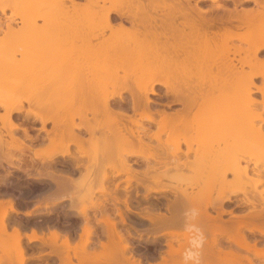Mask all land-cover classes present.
<instances>
[{
    "label": "bare ground",
    "instance_id": "6f19581e",
    "mask_svg": "<svg viewBox=\"0 0 264 264\" xmlns=\"http://www.w3.org/2000/svg\"><path fill=\"white\" fill-rule=\"evenodd\" d=\"M166 1L168 10L158 17L146 7L151 4H153L151 7L154 6L159 0H85L84 2L80 0H0V13L3 15H6L9 9L18 6L29 9L15 13L20 17L19 21L13 18V15L8 16L9 18L6 21L3 20L4 22L0 21V34L3 33L0 37V107L5 110L6 114L3 116L7 117V120L6 117L3 118L6 120L3 122H9L8 126L11 130L8 131L11 132L20 129L22 124L18 123L15 114L25 115L24 120L33 115L41 122V130L47 132V138L55 145L53 150L51 145L52 151L45 155L40 151L41 149H37L33 157L39 156L41 159L40 156L43 154L44 160L41 163L37 161L36 164L30 155V158H25L24 147H32L26 143V140L30 139L33 142L38 138L32 137L29 129L25 127V138L15 137L9 133L10 141L2 138V134L0 135V153H5L3 157L8 158L9 165L20 170L27 171L28 167L34 166L36 170L43 168L44 171L39 170L34 175L35 178H49L55 183L54 192L49 194L50 190H45L47 195L44 192L45 207H55L62 200H60L61 194L72 189L70 187L73 185L77 186L78 183L69 173L54 171L52 166L59 155L63 158H72L73 164L77 167L86 164L82 163L80 155L70 151L72 144L84 146L85 140L80 134V130L84 129L93 135L91 138L94 139V143L98 140L95 147L93 146L96 152L98 151L96 148L102 149L97 152L102 154L101 157H98L96 152L90 155L85 151L88 149L84 150L86 157H90L89 159H92L96 166L100 164L105 166V160H108V156L111 157L116 151L113 162L116 161V164L118 162L120 169L116 170L115 174H111L102 167L101 170H96L97 172L94 170L97 173L95 178H98L101 184L98 190L105 192L104 196H113L120 202L119 184L109 188L104 185L105 180H114L121 172L131 174L133 164L145 166L141 172L143 178H136L137 184L142 185L144 192L140 191L137 185L138 187L133 188L131 196L136 198L142 196L150 203V206L145 208V214L141 213L151 222L147 234L152 235L153 241L156 242L161 236L164 237L167 248L157 251L159 254L157 258L153 254L155 250H152L153 256L146 253L149 255L147 264H190L182 261L181 250L186 243H189L188 239L194 238L189 233L193 225L195 231L200 233L199 237L197 236L199 238L197 242L194 240L193 243L201 246L209 264H256L257 259L260 261L258 264H264V245L259 246V242L264 239V186L259 189V185H264V107L260 108V112L255 115L251 108L256 109L259 102L264 104V82L262 85H256L254 81L256 76H262L264 79V71L250 74L246 79H242L243 76L239 74L247 61L242 58L237 59V55L240 56L243 50L240 46H232L228 49L233 58L229 56V53L223 60H220L221 56H218L219 61L209 56L212 53L215 54L213 56H216V53L218 55L220 41L229 39L226 38L228 36L231 40L241 38L248 42L247 51L253 59L259 58L264 52V0ZM248 2H253L258 7L239 9V6ZM80 11L87 19V26L75 25L77 22L74 21H77L75 19L77 17L73 16L75 14L73 12L79 14ZM71 17L75 20L72 21ZM18 23L19 26H17ZM90 23L100 25L99 29L95 30ZM243 29L244 33L237 32ZM40 36L41 39H38ZM78 54L85 55L87 58L84 74L73 73L78 69L76 63ZM258 65L264 66V59H260ZM63 67L70 72L73 70L66 75H60V71L58 74L56 70H63ZM214 70L217 72L213 74ZM49 72L54 79L50 77V73L45 79L46 83L42 82L46 85L41 86L39 77L42 75L46 77ZM202 72H205V75ZM208 73L213 76L209 78ZM223 74L228 75L229 78L225 86L232 85L231 83L234 82V79H230L232 76L239 77L237 83L240 86L234 88L233 92H227V87L218 88L219 77ZM33 77L39 80L37 81L39 84H34L39 88L35 93H30L27 92L26 86L36 82ZM205 78L210 80L205 81ZM51 84L54 85L53 89ZM158 86L165 89V98L168 102L181 103V108L155 110L151 102L154 101L152 95L158 93ZM48 87L53 92L50 90L49 93ZM39 89L47 90L49 96L45 93L41 94L42 90ZM125 93L130 95L129 98L125 96ZM258 93L262 95L261 101L254 97V94ZM42 96H48L49 99ZM42 100L44 106L51 105L50 103L57 105V102H61L57 105L58 113L51 117L41 115L44 114V112L39 113L40 108L44 107L41 104ZM25 101L32 105L25 108ZM225 101L227 104H224ZM76 102L80 103V107L75 106ZM243 105H246L251 113L248 117L236 109L243 108ZM124 106H129L132 113L124 109ZM168 107L171 109V105ZM73 108L74 110L71 111L70 109ZM60 109L66 110L65 113ZM44 110L41 109V112ZM89 113H92L94 117L103 115L106 122L104 123L105 120L99 122L96 119L97 123L91 124L88 120ZM61 115H64L66 120L59 119ZM157 115H160L161 119H157ZM255 116L261 120L258 126ZM76 117L83 119V122L75 123ZM50 120L54 121L56 128L63 129L61 136H58L55 130L54 132L47 130L46 124ZM59 120H63V123ZM99 123H103L105 130ZM153 124L160 125L157 131L152 130ZM114 125L116 128H113ZM98 130L102 131H100L102 134L100 137L96 134ZM162 133H167V136L163 138ZM95 135L99 139H96ZM92 139L89 140L93 145ZM153 141L157 143L154 145ZM80 148L83 152V147ZM15 149L20 150L19 156L13 153ZM259 150L263 153L261 154ZM15 159L19 161L18 165H14ZM38 163L42 164L41 167ZM170 165L183 169L201 167L204 171L211 169L209 170L211 173L215 170L212 174L215 177L205 172L201 176L209 177L208 180L215 178L214 183H218L219 186L212 187L211 192L214 193L216 190V197L214 199L212 197L213 200H199L196 194L188 191L186 187L161 184V178L166 175H163L164 171H159V168L171 167ZM10 170H6L7 176L11 173ZM26 171L25 175L27 174L28 178L34 176L33 173H29V170ZM89 171L88 173L93 172ZM250 171L253 172V178L248 175ZM137 174L140 172L135 171L134 176ZM228 174H232L233 178L228 179ZM88 175V180H85V176L83 178L90 182L92 175ZM247 177L251 179L248 180L249 182L244 180ZM131 180L132 178L128 177L127 182ZM240 183H245L247 186ZM127 192L124 202L127 208H130L129 192ZM152 193L158 195L152 196ZM88 194L86 197L89 196ZM240 194L243 197H238ZM233 201H236V208L251 206L252 209L249 213L236 215L233 209H225V204ZM255 203H261L263 207L258 209ZM14 204L9 199H0V229L2 231H0L2 235L0 239H5V242L11 240L10 243L13 242L14 246L10 245L13 246L10 249L16 247L17 250L8 252L9 246L3 249L2 247L5 246L1 245L3 241L0 242V250L8 254V257L9 253L13 252L12 254L17 258L16 264H26L28 259L26 248L22 243L24 237L30 242L37 241L52 246L49 254L55 255L60 264H75L70 250L74 251L79 264L119 262V256H124L130 246L127 237L117 230V222L102 215L98 221L109 225L106 231L108 241H100V251L98 248L94 250L87 248L94 228L90 225V217L86 209L95 208L104 211L103 202L93 201L90 205L82 204L79 208V212L85 216L86 220L85 239L73 245L71 236L55 228L56 226H53L54 228L52 227L46 236L44 232L39 233L34 227L31 233H26L23 232L21 223L15 221L16 223L11 224L8 218L10 211L20 213ZM40 205H36V208ZM159 205L164 206L166 212L158 208ZM75 207L74 203L73 208ZM225 213H230L232 218L224 219ZM31 214V211L26 212L28 216ZM120 215L122 222H125L121 210ZM136 231L141 232L137 229ZM248 232L263 236L251 239ZM142 236L141 233L137 234L139 239ZM180 236L187 242H180ZM151 237L148 236V240ZM224 241L234 242L237 249L221 247ZM243 250L247 253L244 254ZM132 253L131 257L127 258L130 264L144 263L143 256L141 259L136 257L137 252ZM251 253L256 260L254 256H250ZM0 258L3 260L4 254ZM152 260L157 262L152 263ZM7 261L9 264H14L8 258Z\"/></svg>",
    "mask_w": 264,
    "mask_h": 264
},
{
    "label": "rangeland",
    "instance_id": "374dc122",
    "mask_svg": "<svg viewBox=\"0 0 264 264\" xmlns=\"http://www.w3.org/2000/svg\"><path fill=\"white\" fill-rule=\"evenodd\" d=\"M80 1L84 2L85 0H80ZM156 1H158V0H156ZM166 2H167L166 0H159V2H157V3L155 2L156 4L154 6H152L155 11L151 7V5H153V4L148 5L146 7V9L148 8L152 13H154L153 15L160 17L161 15H163L168 10V8H167L168 7V5H167L168 3H166ZM202 5L205 6V4H202ZM229 5L231 6L232 4H229ZM243 7H245L246 9L247 8L250 9V8H257L258 6L255 5L253 2H248V3H245L244 5L239 6V9H242ZM28 10H29L28 8L23 7V6H18L16 8L9 9L7 11L6 15H3V14L0 13V19H1L0 21L1 22H4V21H6L12 15H13V18L15 17L16 20L19 21L20 20V17L18 15H15V13L18 14L19 12L28 11ZM73 14H74L73 16L77 17V18H75L77 21H74L75 19L73 17H71L72 18V21L77 22V24L75 23L76 26L78 25L79 27H82V25H84V24L86 26L88 25L87 19L85 18L84 14H82L81 11L79 12V14H77V12H73ZM40 23H42V21H40ZM90 25L95 30H98L99 29V26H100V25L98 26L96 23H90ZM17 26H19V23L17 24ZM235 31H236V29H235ZM244 31H245L244 29L243 30H237V32H240V33H242V32L244 33ZM0 35H1L0 37H2L3 36V33L0 34ZM226 38H229V39L221 40L220 43H219V46H218V49H217L218 55H217L216 51H215L216 56H213V55H215L213 53H212V55H209V56H212V59L215 58V60L218 59L217 61H219V59L221 58L220 60H223V59L227 58L226 56H228V53H229V50L228 49L229 48L231 49L232 46H240V47L243 48V50L239 54L240 56L237 55V59L239 60V59L242 58L245 61H247V63L244 65L243 69L240 71V74H239V75L243 76L242 79L243 78L246 79L250 74L264 71V66L258 65L259 60L260 59H264V52L260 54V56H259V58L257 60L256 59H253L252 55L247 51V48L249 46L248 42H246L245 40H243L241 38H235L233 40H231L230 37H228V36H226ZM38 39H41V36ZM218 56H221V57L220 58H217ZM229 56L232 57V58L234 57V56H232V53H229ZM86 60H87V58L85 57V55H82V54L79 55L77 57V60H76V63L78 65V67H77L78 69L77 70H74L73 73L75 72V74H80V73H83L84 74ZM238 65H240V64L238 63ZM65 69H66V67L65 68L63 67V70H65ZM63 70H56V71L58 72V74H59V71H60V75H66V73L68 74L70 72L69 70L68 71L67 70L63 71ZM72 70H71V72H72ZM216 72H217V70L215 72H212V73L214 74ZM50 73L51 72H49L48 75L46 74V77L44 75H42V77H39L40 78V81L36 79V77H38V76H36L35 78L33 77L34 79H36V82H33V85L26 86L27 92H30V93L34 92L35 93V91H38V88L39 87L35 86L34 84H37L38 83L37 81H39L40 84H42V82L45 81V79L47 78V76L50 75ZM52 73H53V71H52ZM52 73H51L50 77L54 75V73H53V75H52ZM212 73H210V74H212ZM207 75L209 76V78L211 76H213V75H209V73ZM202 77L204 78L205 76H202ZM234 77H236V76H234ZM206 78L204 79L205 81H209L210 80V79L209 80L208 79L206 80ZM52 79H54V77ZM211 79H213V78H211ZM227 79H229L228 78V75L224 76V74H223L222 76H220L219 77V82H220L219 84L220 85L218 84L219 85L218 88H220L222 86L223 89H225L227 87V89H226L227 92H233L234 91V88L236 89V88H238L240 86V85L238 86V83H237V80H239V77L233 78V76H232L230 78V79H234V82L231 83L232 84L231 86H230V84H229V86L228 85L225 86L226 85V82H227ZM254 81H255L256 85H262L263 82H264V79H263L262 76H256L255 79H254ZM49 82L51 83L52 81H49ZM49 82H48V84H49ZM45 83H46V81H45ZM28 84H30V83H28ZM43 85H46V84H42L41 86H43ZM41 86H40V88H41ZM53 86L54 85H52V88L50 86L49 87L51 89H53ZM49 87H48V91L50 93L52 90L49 89ZM240 89H242V87ZM39 90H42V89H39ZM48 91L47 90H42V92L40 91V93L44 95V93L47 94ZM158 91L160 92V94H162V95L164 94L163 97H162V99L163 100H166V98H165V89L162 88L161 86H158ZM47 95L49 96V94H47ZM52 95H53V93H52ZM48 96H44V97H47V99H49ZM125 96L126 97H129L130 95L128 93H125ZM152 97H156V95H153ZM254 97L257 98V99H260V101L262 100V95L259 94V93L258 94H254ZM62 98L64 99L63 96H62ZM44 101H45V99H44ZM60 101H62V100H60ZM67 101H69V100H67ZM48 103H50V102L48 101ZM60 103L57 102L56 104L59 105ZM64 103H66V102H64ZM69 103L70 102H68V104ZM41 104H43V100L41 101ZM41 104H40V107H41ZM50 104L51 105L46 104L45 106L43 104L42 106H44V107L43 108H40L39 113L41 114V113L44 112V114H41V115H44L45 117L46 116L48 117V115H49V117H51V116H54V114L58 113L59 109L57 111V108H59V107L57 105L53 104V103H50ZM79 104L80 103L77 104V102H76L75 106L77 107V106H79ZM224 104H227V101H225ZM30 105H32V103L30 104L28 101H25L24 102L25 108H29ZM64 105L67 106V103L64 104ZM229 105H231V104H229ZM48 106L51 107V108H49ZM81 106H83V105H81ZM181 106H182L181 103H178V104H176L175 107L180 108ZM243 106H244L243 108H240L239 107V108H236V109L239 110V111H241V114L243 113V115H245V117H248L251 113L248 111V107H246V105H243ZM33 107H34V105H33ZM263 107H264V104H262V102H259L257 104V106H256V109H254L253 107H251L253 109L252 112L255 115V114H257V112H260V108H263ZM74 108L73 109H70V110L72 111V110H74ZM41 109L42 110L45 109V110L41 112ZM168 110H172V109H168ZM63 111L65 113L66 110H63ZM74 112H76V110ZM74 112H72V113H74ZM64 113H62V114H64ZM66 113H68V112H66ZM70 113L71 112H69V114ZM4 114H6L4 108L3 107H0V131H1L0 132V135L2 134L1 135V136H3L2 138H5V139L7 138V140H10L11 141L10 136H8L9 133H12L13 136H15V137L25 138V132L24 131H21L20 129L12 130L11 132L8 131V130H11V129L8 126L9 122H3V121H6L7 120L6 115L3 116ZM24 116L25 115H23V114H15V118L18 121V123L21 124L23 122L21 124V126L27 125V127H28L29 125H31V126L39 127L40 128V129L34 130L33 133L32 132H29L30 135H31V133L34 134V136H33L34 138H37L38 137L37 138L38 140L35 139V141H33V142L30 139H27L26 140V143H28L29 145L32 143V147L31 148L30 147L29 148L28 147L27 148L24 147L23 151L25 150L24 151L25 158H30V156H32V157L35 156L34 154L37 151V149H41L40 151L44 152V155L47 154V153L49 154L53 150V146H55V145L47 138V132L44 131V130H41V127H42L41 122L39 120H36L33 115L30 116L29 118H27V119H29V121L27 119L24 120V118H23ZM63 116L64 115H61L60 118L57 116V118H59V119H65L66 120V118L63 117ZM161 116H162V114H161ZM161 116L160 115H157L156 117H157V119H161ZM4 117H6V120H4L5 119ZM67 117H69V115ZM96 119H97V121L99 120V122H101V121L103 122L105 120V118L101 114L98 115V116H96V117H94L92 113H89L88 114V120L90 121L91 124L92 123H95V122L97 123V121H95ZM82 122H83V119H81L79 117H76L75 118V123H82ZM105 122H106V120L104 121V123ZM255 122H256V124L258 126L259 123H261V120L257 119L256 116H255ZM60 123H63V120L60 121ZM99 124H101V123H99ZM102 124L100 126H102ZM5 125H6V127H5ZM159 126L160 125L154 124V126H153L154 127V130L153 131H157L158 128H159ZM46 128L49 131L55 130L56 133L58 134V136H61L63 134V129L61 127H57L56 128L55 127V124H54V121H52V120H50V121L47 122ZM101 128H103V126ZM113 128H116V125H114ZM100 131L98 130V132H96L97 136H99V137L102 135L101 134L102 131L101 132ZM52 134H54V133H52ZM80 134H81V136L83 135L82 137L85 140L84 141V146H80V147H83L82 148V151L83 152H81V148L79 146L75 145V144H72L70 146V151L72 153L77 154L78 156L80 155V160L82 161V163L85 162L87 165L86 164H84V165H86L87 167L84 166V165H81L79 167L75 166L73 164L72 158H70V157L63 158L62 156L59 155L56 158V160L54 162L55 164H53V166H52L53 167L52 170L59 171L60 172V170H57L56 167L64 166L67 169V171H61V172L65 173V174H68L69 173L75 180H77L76 183H78V185L76 186V184H75L72 187H70L72 189H69V190L65 191L64 193L61 194V196L58 195V196H60V200L61 199L62 200L59 201L58 205H56L55 207H51V208L50 207L49 208L45 207V203H46L45 194L47 195V191L48 190H50V191H48V193H49V192H52L56 188L55 183H53L52 182L53 180L51 181V179H49V178H43V179L42 178H35V175L37 174V172L39 170L44 171V169L43 168L42 169L41 168L40 169L37 168L38 170H36L34 168L36 166H34V167H28L29 168L28 169L29 170V173H33V175L36 173L33 177H29L28 178V176H26L27 174L25 175V171L26 170L23 171V169H21L22 170V172H21V170L19 168H16L15 166L12 167L11 165H9L10 162L7 160L8 158L6 156H5L6 158L3 157L5 153L4 154L3 153H0V165L2 164L1 167H0V199H2V200H8V199L11 200L12 202L15 203L14 205L16 206V208L20 212V213L16 214V213L10 211L8 218H10L9 222L11 224L16 223V222L17 223H21L23 225V227L21 226L23 228V232L32 231V228L34 227V228H36L38 230L39 233L44 232L45 235L46 234L48 235L49 232H50V230L52 229V227L53 226L54 227L56 226L55 228L59 229L63 233H68L69 236H71L70 239L72 241L71 242L72 245L73 244H76L78 242H82L85 239L84 226H85L86 220H85V216L82 213L79 212V208L82 207V204L90 205L91 202H93V201L105 203V202L109 201L110 199H114V198H112L113 196H104L105 192L103 193L102 190H98L99 187L101 186V184H100V180L98 178L97 179L95 178V175L97 176V173H96L97 171L96 170L99 171L102 168H105L111 174L112 173L115 174V171L118 170V169H120V165L118 164V162L116 164V161L113 162L115 160V156H116L115 155L116 151H114L115 153L111 157L108 156V160H105L106 161L105 166H103L101 164L96 166L95 165L96 163H93L92 159L91 160L89 159L90 157H88V158L86 157L85 151H87V153H89L90 155H92V154L94 155L95 152H96V150H95L94 147H95L96 142L98 141V140L96 141V139H99V138L95 135V137H96L95 141L96 142L94 143V141H93L94 139L91 138L93 135H90V133L86 132V130H84V129L83 130H80ZM162 136H163V138H165L167 136V133H162ZM89 139L90 140L92 139L93 145H92V142H90ZM102 139H101V141H102ZM101 141H99V143L102 144ZM152 143L155 145L157 142L156 141H153ZM50 146L52 147V150H51V147ZM56 147H57V145H56ZM85 149H88V150H85ZM96 149H98V151H101L102 150L101 147L100 148H96ZM144 149H146V151H148L147 148H144ZM184 149H185V146H184ZM259 152L261 154L263 153L262 150H259ZM13 153H15L16 156L17 155L19 156L20 155V150L19 149L18 150L15 149L13 151ZM82 153H83L84 156L83 155L81 156ZM99 154H98V157H101L102 154H100V155ZM40 157H41V159L39 158V156L37 158L36 157H33L34 158V161L36 162V164H37V161L38 162L40 161V163H41L44 160L43 159L44 158L43 154ZM3 158L6 159L7 161L4 160ZM35 158H36V160H35ZM13 161H14V165L15 164L16 165L19 164L18 163L19 161L17 159H15ZM113 163H115V164H113ZM41 165L38 163V166L39 167H41ZM112 165H114V166H112ZM170 166L171 167H161V168H159V171H162L163 170L164 173H165L163 175H166L163 178H161V184H163V185H173V186L184 187V188L186 187V188H188V191L194 192L196 194L197 198H199V200L207 201L209 199H212V197H213V199L216 197V195H215L216 190H214V193L211 192V188L212 187L214 188V186L215 187H218L219 186L218 183H216V182H215L216 184L214 183L215 178L214 179L212 178L211 180L210 179L208 180L209 177L207 178L205 176L206 177V179H205V177L203 175L201 176V174H203L204 172L207 173V174L208 173L210 174L211 171H209V170H211V169H209V170L207 169V170L204 171V170H202L203 168H201V167H194V168H190V169L189 168L188 169L187 168L186 169L184 168L183 169V168H177V167H175L173 165H170ZM23 167H25V166H23ZM144 167L145 166L142 165V164L141 165L133 164V166H132L133 172L131 174L130 173H127V172H121L119 175H117L114 178V180H105L104 185L107 186V187H109V188H113L115 184H119L118 185L119 186V190H118L119 191V196H121V197L124 196L127 191L129 192V195H130V194H132L131 192H133V188L138 185L137 182H136V178H143L141 172L143 171V168ZM7 169L8 170L11 169L10 170L11 173L9 174V176L6 175V170ZM89 170H92L93 172H94V170L96 171L93 174L95 179L94 178L92 179V177H93L92 173L93 172L92 173H88ZM4 171H5V173H3ZM135 171H139L140 174H137V176H134V172ZM212 171H213V169H212ZM85 172H87V173H85ZM89 172H91V171H89ZM192 172L195 173V174H193ZM214 172H215V170L213 171V173ZM213 173L210 174L211 177L214 176V175H212ZM88 174L92 175V176H90L91 179H92V181H91V179H89L90 182L85 181V180H88L87 179V177L89 176ZM252 174H253V172L250 171L249 174H248L249 177H252L253 178ZM84 176L86 177L85 180H84V178H85ZM128 177H131L132 178L131 182H129V183L127 182ZM200 177H201V179H199ZM249 177H247L248 179L247 178L244 179V180H246L245 182H249L251 180V179H249ZM232 178H233V175L232 174H228V179H232ZM197 180H200V181L197 182ZM240 185L247 186L245 183L244 184L243 183H240ZM138 186L137 187L139 188V190L140 191L141 190L143 191V188L141 187L142 185L141 186L138 185ZM263 186H264L263 184L262 185H259V189H261ZM45 190H47V191H45ZM44 192H46V193L44 194ZM36 193H39V195H37V197H36L37 200H35L34 202L30 201V200H32L35 197V194ZM41 193H43V194H41ZM88 193H90V195ZM91 193H93V195H91ZM87 194L89 195L88 197H86ZM41 195H42V198H41ZM154 195L156 196L158 194L157 193H152V196H154ZM80 197H81V199H80ZM238 197H243V195L240 194ZM263 197H264V194H263ZM140 198H142V196H140ZM72 203H73V206H74V203H75V205H76L75 208H78V209L73 208V206H71ZM235 203H236V201L226 203L225 204V209H231V208H233V205ZM39 204H41L40 207L36 208L37 207L36 205H39ZM135 204L138 205L137 203H135ZM262 205L263 204H261V203H255V207L258 208V209L261 208V207H263ZM138 206L140 207V206H143V205H138ZM70 207H72L73 209L70 208ZM251 209H252L251 206H245V207L240 208V209L239 208L233 209V212L236 215H242L244 213H249ZM162 210H163V212H166V210H164V209H162ZM28 211H31L32 212V214L29 215V216L26 215V212H28ZM86 211H87L88 216L90 217V221H89L90 222V225H92V227L94 228L93 234L91 235V238H90L91 240H90L89 244L87 245V248L90 249V250H92V249L94 250L95 248H98L99 249L101 247L100 241H103V242H107L108 241V237L106 235V231H107L109 225H107L104 222H99L98 219L101 218L102 215H104L106 217H107V215H108V217H110V215L109 214H105V213H102V215H100V212L101 211L100 210H97L95 208H88V209H86ZM210 211H213V210L210 209ZM213 214H215V212H213ZM223 218L224 219H229V218H232V216H231L230 213H225L223 215ZM111 219L114 220V221H116L113 218H111ZM0 223H1V221H0ZM122 225L125 226V224H122V223L117 222V227L116 228L120 232H122V230H121V226ZM0 226H1V224H0ZM37 226H39V227H37ZM41 227H42V230H41ZM43 227H45V228L43 229ZM193 227H194V225L191 226V228H190L191 231L189 229L188 230H189V233H191L190 236L192 238L193 237L194 238L196 237L197 239L196 238L195 239L193 238L191 240L188 239L189 240L188 241L189 243H186L187 240H185L184 237H182V236L179 237L180 238V242L186 243L185 246L181 250V259H182V261H186V262H188L190 264H207L208 263V259L206 257H204L203 252H202V249L200 248L201 246H199L197 243L196 244L193 243L194 240L197 242V240L199 239L198 238L199 237V234H200L198 231L196 232L195 231V227L194 228ZM193 229H194V232H193ZM0 231H1V229H0ZM10 231H11V228H10ZM195 234H196V236H195ZM247 234L250 236L251 239H254V238H262L261 237L262 234L261 235H258L259 233L254 234L255 236L252 233H250V232H248ZM148 236L151 237L152 235H150V234L149 235L148 234H143V236H142V238H146V244L147 245L148 244L149 245L151 244L152 247H158V248L164 249V250L167 249L166 246H163V245L160 246L158 242L153 241L152 237L149 238V240H148ZM1 237H2V235H1ZM161 238H163V237L161 236ZM25 239H26V237L23 238L22 243H23L24 247L26 248V255L28 256V259H27L26 264H60L59 259L55 255L49 254V252L52 250L51 249L52 246L47 245V244H43V243L37 242V241L30 242L28 240L29 242H26ZM95 239H97L99 241L97 243H94V240ZM4 240L0 239V242L3 241L2 244L1 243L0 244L1 245H5L2 248L3 249H7L5 247L9 246V249L7 250L8 252H10V250L11 251L13 250L14 252H16L15 251L16 247H14L15 249H12L13 246H14V243L13 242L10 243L11 240H6V242ZM163 241L164 240H162V242ZM128 242H129V240H128ZM4 243H6V244L7 243H10V244H7L6 245ZM59 243L61 244V241ZM10 245H13V246H10ZM194 245H196V246H194ZM197 245H198V247H197ZM263 245H264V239L259 242V246H263ZM10 247H12V248L10 249ZM221 247L226 248V249H228L229 247L230 248H233V249H237V246H236V244L234 242H228V241H224V243L221 244ZM98 249H96V250H98ZM99 251H100V249H99ZM1 252H2V255L4 254V259L2 260L0 258V264H9L8 261H7V258H8V260L9 259L12 260L14 262V264L17 263V261H16V259H17L16 258V255H13L12 254L13 252L11 254L9 253L10 256L11 255H13V256H11V257L9 256L8 257V254L6 255V253H4L2 250H0V257L2 256L1 255ZM132 252H135L136 253L137 251H132L128 247L127 250H126V252H125V255L124 256H122V255L119 256V260H120L119 262H111L110 264H130L128 262V259L127 258L131 257L130 255L133 254ZM146 253H148V252L138 251L137 254H135L136 257H139V258H141L143 256L142 257L143 258V262H144L143 264H147L148 263L147 256H149V255L146 254ZM246 253L247 252L244 251V254H246ZM70 254L72 256L73 263L79 264V259L74 256V251L73 250L72 251L70 250ZM153 254H155V257L156 256H159V254L157 252H154ZM39 256H41V257H39ZM150 256H153V255H150ZM250 256L253 257L254 255L251 253ZM254 258H255V256H254ZM157 260H159V258ZM255 260H256V258H255ZM152 261H153L152 263L157 262V261H154V260H152ZM259 262L260 261H258V259L255 261L256 264H258Z\"/></svg>",
    "mask_w": 264,
    "mask_h": 264
},
{
    "label": "flooded vegetation",
    "instance_id": "af4514ba",
    "mask_svg": "<svg viewBox=\"0 0 264 264\" xmlns=\"http://www.w3.org/2000/svg\"><path fill=\"white\" fill-rule=\"evenodd\" d=\"M164 95V94H163ZM162 94H160V92L158 91V93L156 94V97H152L154 101L151 102V106L155 109V110H167L170 109L168 106L171 105V109H180L178 107H175L176 104H172L170 102H168L167 100H163ZM153 96V95H152ZM129 98V97H127ZM124 109L128 110L129 113L131 114L132 111L129 108V106H124ZM23 123V122H22ZM27 127V125H25ZM25 126H21L20 130L24 131ZM154 126V124H153ZM152 126V130H154V127ZM29 130V132H32L36 129H40L39 127H34L29 125L27 127ZM23 133V132H22ZM31 133V136L33 137L34 134ZM32 146V143L30 144ZM145 168V167H144ZM143 168V169H144ZM57 170L60 171H67V169L64 166H59L56 167ZM37 195H39V193L35 194V197L30 200L32 202H34L37 197ZM133 195L130 194L128 197V204L130 208H127L126 203L124 202L125 198H127L125 195L124 196H120L121 201L118 202L114 197V199H110L109 201L105 202V210L103 211L102 209H100V215H102V213L105 214H109L111 218L115 219L117 222L125 224L121 226V233H124L125 236H127V239L129 240L130 246V250L132 251H141V252H148L150 253V255L152 254V250H155L156 252L159 250H162L160 248L157 247H152L151 244L147 245L146 244V238H141L139 239L137 237V234H147V230H149L151 222L144 216L141 215V213L145 214V208L150 206V203L147 202L145 199L143 198H136ZM135 203H137L138 205H143V206H138ZM164 206L159 205L158 208L164 209ZM236 203L233 205V208L231 209H227V210H232V209H236ZM157 208V207H156ZM120 210L122 211V215L125 218V222H122V217L120 215ZM108 216V215H107ZM128 220V221H127ZM137 230H140L141 232H137ZM132 238V239H131ZM144 240V241H143ZM162 240H164L162 242ZM99 240L95 239L94 243H97ZM142 241V242H141ZM158 243L160 246H166L165 244V238H160V240H158ZM152 247V248H151ZM153 251V253L155 252Z\"/></svg>",
    "mask_w": 264,
    "mask_h": 264
},
{
    "label": "crops",
    "instance_id": "0c3cea01",
    "mask_svg": "<svg viewBox=\"0 0 264 264\" xmlns=\"http://www.w3.org/2000/svg\"><path fill=\"white\" fill-rule=\"evenodd\" d=\"M26 233H31V231H28V232H26ZM25 241H26V242H29L27 238L25 239Z\"/></svg>",
    "mask_w": 264,
    "mask_h": 264
}]
</instances>
